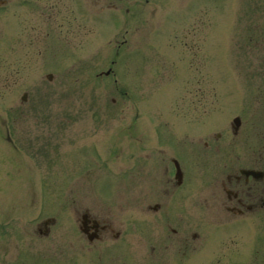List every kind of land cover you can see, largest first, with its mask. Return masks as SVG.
<instances>
[{
  "label": "rangeland",
  "instance_id": "1",
  "mask_svg": "<svg viewBox=\"0 0 264 264\" xmlns=\"http://www.w3.org/2000/svg\"><path fill=\"white\" fill-rule=\"evenodd\" d=\"M93 1L35 0L25 7L13 1L0 7V264H69L62 260L67 253L83 254V249L73 250L79 235L67 226L71 199L97 214L106 213L114 226L120 223L124 247H133L126 256L118 253L123 264L131 263L140 243L148 245L133 229L134 206L142 209L153 200L149 191L156 182L148 190V181L139 179L141 195L134 203L130 189L135 176L158 164L161 156L146 161L152 151L145 137L143 142L136 137V106L148 121L165 122L171 131L185 128L190 140H201L188 145L184 158L191 190L186 196L175 194L189 204L187 232L198 226L196 216H215L213 160L216 145L226 155L233 153L231 118L241 119L236 154H247L245 141L260 142L264 0ZM123 37L126 44L115 54ZM107 68V75L99 73ZM48 72L51 80L46 79ZM23 92L27 97L21 101ZM168 138L179 150L172 136ZM131 139L139 141L134 178L121 175L123 169L130 170L131 160L120 154L135 150ZM209 187L210 200L202 208L196 197ZM190 206L201 208L200 214ZM31 213L34 221L57 217L47 238L30 230ZM145 214L151 218L141 215L142 229L163 233L160 221L151 226ZM139 253L147 264L146 252ZM187 254L195 264L209 262L197 251Z\"/></svg>",
  "mask_w": 264,
  "mask_h": 264
},
{
  "label": "flooded vegetation",
  "instance_id": "2",
  "mask_svg": "<svg viewBox=\"0 0 264 264\" xmlns=\"http://www.w3.org/2000/svg\"><path fill=\"white\" fill-rule=\"evenodd\" d=\"M231 145L233 146L232 149H234L235 144ZM246 146L249 147L250 151L251 143H247ZM233 156L235 158L227 159L222 165L227 170L226 173H220L216 179L221 191H219L215 199V220L217 222L212 223V225L214 227L220 226L219 223H221L231 227L235 225V221H249L250 218L246 217L248 214L250 216L254 214L256 218L259 217L258 220L260 222L264 223V173L259 178L240 173V169L243 167L264 171V141L259 145L258 154H255L251 160L250 155H245L243 158L235 154ZM173 176L166 177L165 174H160L154 191L150 190L153 202L151 205L148 204L147 208L153 212L164 211L162 221L167 230L164 231L166 234L155 240L153 244H150L149 249L153 252L154 248H157L158 252L162 254L167 247H173L180 253L181 264H187L188 248H203L206 246L207 250L203 255L205 258L210 254H221L224 250H227L228 245L233 242L231 237L228 240H225L224 235L213 237L214 234L210 233L209 228H202L199 234L193 233L189 236L182 227L184 222H182L181 214L179 215L180 222L177 220L176 223H171L166 212L164 195L175 191L182 185V179L178 182ZM153 182L154 179L152 185ZM72 210L75 214L74 220L79 221L80 227L84 231L85 235L81 239L86 245H91L94 242L103 243L110 238L111 244L102 245L103 248L100 247L99 250L105 253L108 250L112 252L115 250V253L118 254L117 247L121 242V239H119L121 234L119 229H117L119 224L116 223L114 226L113 219L108 218L106 213H92L85 206L72 207ZM229 227H225V230ZM43 229L44 231L48 230L46 226L45 228L44 226L42 228L38 226L39 231H43ZM170 237L174 239L173 243ZM240 244L242 249L238 251L243 254L242 260L244 263L251 264L252 255L262 257L264 253L263 238L244 239L240 241ZM79 248H81L80 243ZM227 251L230 252V250ZM218 261L220 262L219 256H216L213 262ZM115 264H119L118 260H116ZM258 264H262V261L260 260Z\"/></svg>",
  "mask_w": 264,
  "mask_h": 264
}]
</instances>
